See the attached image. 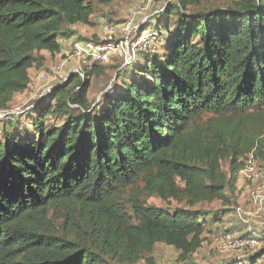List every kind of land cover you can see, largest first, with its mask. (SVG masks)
Segmentation results:
<instances>
[{
    "label": "trees",
    "instance_id": "16d2710c",
    "mask_svg": "<svg viewBox=\"0 0 264 264\" xmlns=\"http://www.w3.org/2000/svg\"><path fill=\"white\" fill-rule=\"evenodd\" d=\"M113 1L0 0V109L28 89L42 51L59 54L72 37L106 44L74 26L92 25L95 5ZM203 1L160 11L168 44L141 51L134 78L120 76L101 103L89 90L103 66L84 65L85 79L71 74L5 124L0 264H135L158 243L193 261L208 218H222L197 205H230L249 155L264 160V0L195 9ZM29 113L33 129L22 134ZM145 193L187 206L148 204Z\"/></svg>",
    "mask_w": 264,
    "mask_h": 264
},
{
    "label": "rangeland",
    "instance_id": "374dc122",
    "mask_svg": "<svg viewBox=\"0 0 264 264\" xmlns=\"http://www.w3.org/2000/svg\"><path fill=\"white\" fill-rule=\"evenodd\" d=\"M231 0H204L201 5L195 7V9H201L206 7L222 6L229 4ZM172 2L171 0H114L109 5H95V11L92 16V25L77 24L74 28L78 33L86 36H95L99 41L103 43H118L124 36L123 30L124 24L128 20H134L135 24H141L139 30L134 31L132 39L135 41L139 35L142 34L144 28H151L154 31H158L156 28L157 18L159 11L163 10ZM147 16L148 20L143 22L144 17ZM176 19V16L171 17ZM169 26H172L173 22L169 21ZM165 24V25H167ZM110 26H113V30L110 31ZM144 27V28H143ZM143 28V29H142ZM162 32L158 34V41L152 48L158 49L162 52L165 46L168 44L169 36L166 29L161 27ZM63 45V53L57 55H50L45 58L44 66L36 67L30 72L32 85H29L28 89L23 93L16 94L9 104V108L22 107L27 109L30 104L34 102L35 95L42 93L49 85H53L61 80L60 75L66 77L71 74L73 70L78 66L84 64V58L81 56L73 55L71 53L72 47L79 42L76 37H72L69 40H61ZM93 43V42H90ZM95 44V43H93ZM144 47H137L135 63L142 64L144 54H140L141 51H145ZM133 62V63H134ZM123 63V68L119 71V67ZM132 63V64H133ZM103 67H99L91 76V87L89 90V100L93 105L101 103L106 91L113 86H122V82L119 79L120 76L126 78H134L135 74L129 69L130 65L124 64L123 54L118 51L115 52L110 60L105 63H101ZM128 67V69H127ZM127 69V70H126ZM43 70L49 71L50 77H43ZM55 70L57 72H55ZM36 99V98H35ZM30 113L26 114L24 118H21L19 123V129L22 134L27 131H32L33 126L30 123ZM53 121L56 119L52 118ZM8 125V124H7ZM223 168L228 171L227 162L224 163ZM243 175L238 174V184H243ZM179 186H183V183L178 179ZM239 193L237 199L230 205L223 206L220 200L212 203L198 204L197 207L203 206L207 209L221 211L222 218L219 221H215L214 217H209V225L205 227L204 241L202 246L193 254V261H182L179 259V251L173 246L166 245L164 243H158L155 246L152 254H147L145 258L140 259L135 264H221L225 261H237L239 258L249 260L252 255L259 251L251 250H238V249H225L221 246V237L225 233H249L248 225L240 218L239 208H246L249 205L248 189L243 186H238ZM142 198L152 205L163 207L172 210L176 207H186L184 201H163L157 196L149 195L145 193ZM224 209V210H221Z\"/></svg>",
    "mask_w": 264,
    "mask_h": 264
},
{
    "label": "built area",
    "instance_id": "2783aa9c",
    "mask_svg": "<svg viewBox=\"0 0 264 264\" xmlns=\"http://www.w3.org/2000/svg\"><path fill=\"white\" fill-rule=\"evenodd\" d=\"M171 1L176 3L179 0ZM147 20L148 17L145 16L142 23ZM140 25L135 24L134 20H128L123 27L125 36L118 43L104 45H97L90 42L76 43L72 47L71 53L83 57L84 64L78 65L71 74H77L82 79H85L86 71L84 65H86L88 69H91L97 63L108 62L111 56L118 51L123 54L125 65H131L135 61L137 47H144L145 51L155 52L157 49L152 48V46L158 41V31L147 29L144 30L135 41L132 39L133 32L136 30L138 31ZM112 30L113 26H110V31ZM55 72L57 71L55 70ZM49 73V71L43 70L42 76L49 78L51 76V73ZM71 74L66 77L60 75L61 80H59V82L67 80ZM56 84L49 85L42 93L37 96L35 95L36 99L34 98V102L30 104L27 109L22 107L0 109V140L3 138L5 124L13 121L17 116L24 115L31 110L45 94L51 92ZM30 85H32V81H30ZM239 173L243 175L242 186H246L249 195V205L246 208H239V216H241L240 218L248 225L249 233H225L221 237V246L225 249L263 250L257 257L255 264H264V160L249 155L246 166L241 169ZM252 263L251 258L249 260L239 258L233 264Z\"/></svg>",
    "mask_w": 264,
    "mask_h": 264
},
{
    "label": "crops",
    "instance_id": "0c3cea01",
    "mask_svg": "<svg viewBox=\"0 0 264 264\" xmlns=\"http://www.w3.org/2000/svg\"><path fill=\"white\" fill-rule=\"evenodd\" d=\"M63 51V50H62ZM47 51H42V54L45 56V58H47L49 55L46 53ZM49 53V52H48ZM63 53V52H62ZM50 54V53H49ZM59 54H61V53H59ZM51 55V54H50ZM55 55H57V54H55ZM46 63V62H45ZM33 69H35V67H33V68H31L30 69V72L33 70ZM30 77H31V75H30ZM32 78V77H31ZM17 94H19V93H17ZM238 186H242V184L240 185V184H238Z\"/></svg>",
    "mask_w": 264,
    "mask_h": 264
}]
</instances>
